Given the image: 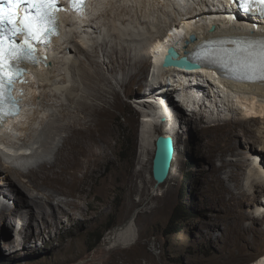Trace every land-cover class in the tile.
I'll list each match as a JSON object with an SVG mask.
<instances>
[{
    "label": "bare ground",
    "instance_id": "1",
    "mask_svg": "<svg viewBox=\"0 0 264 264\" xmlns=\"http://www.w3.org/2000/svg\"><path fill=\"white\" fill-rule=\"evenodd\" d=\"M91 7L89 20L66 19L65 32L55 40V50L51 51V65H41L35 79L27 83L30 93L25 119L15 125L12 132L6 128L0 131V200L6 201L0 207V227L4 211L15 213V222L8 224L13 227V232L9 231L13 234V240L8 243L11 251L33 247L25 243L22 236V240L16 238V234L20 237L34 224L40 229L36 240L47 228L60 224L64 216L73 219L81 213L85 220L92 218L81 200L91 183L89 177L95 176L104 163L114 160L109 153L112 145L109 115L115 103L121 101L120 92L109 74L117 68L123 69L125 75L117 81L128 87L131 80L143 77L149 60L154 57L150 75L161 80L162 86L155 89L163 90L149 89L151 97L145 96L149 101H141L152 109H144L134 173H126L122 180L131 193L135 178H141L142 186L147 188L145 153L158 126L164 128L162 134L175 137L178 151L179 137L175 129L179 121L170 113V103L180 109V128L183 123H190L182 113L183 106L175 99L174 94L179 89L190 92L184 95L183 105L205 104V107H214L212 113L215 110L219 114L231 113L229 117L216 119L215 127L223 132L222 163L212 166L206 189L216 210L209 235H216L223 245L215 248L217 254L212 262L264 264V254L258 259L243 257L256 240L262 242L264 238V226L260 227L261 219L264 220V126L254 127L255 123L264 124V87L233 81L202 68L198 73H188L185 72L188 70L162 64L171 46L184 55V50L192 52L213 36L242 37L251 32L261 35L264 34V20L255 23L252 19L238 18L227 22L223 28L221 17L227 15L224 0H185V4L176 0H94ZM213 24L217 25L214 31ZM107 25L110 28H106ZM192 34L198 39L192 41ZM149 41L153 43L149 45ZM187 41L191 43L184 49ZM81 53L88 60L81 58ZM104 55L109 58L110 65L115 66L118 61L120 65L104 69L99 60ZM158 92L161 96H152ZM156 97L161 102L152 101ZM201 111L191 115L201 117L204 114ZM164 116L167 119L162 121ZM15 131L19 132L17 139L13 136ZM234 139L240 142L237 151L230 146ZM210 160L214 163L212 157ZM117 165L113 173L123 169V164ZM174 171L173 165L168 180L172 179ZM106 173L105 170L99 175L107 178ZM99 181L98 177L93 181L92 192ZM156 189L159 190V186ZM253 203L255 210L247 211L246 207ZM136 216L134 214L126 224L110 232L106 241L114 246L137 242ZM222 226L224 229L219 235L217 231Z\"/></svg>",
    "mask_w": 264,
    "mask_h": 264
},
{
    "label": "rangeland",
    "instance_id": "2",
    "mask_svg": "<svg viewBox=\"0 0 264 264\" xmlns=\"http://www.w3.org/2000/svg\"><path fill=\"white\" fill-rule=\"evenodd\" d=\"M132 13L134 14L135 11ZM177 16L180 17L179 14H174V17L177 18ZM168 18L171 17L168 16ZM169 19L167 20L169 21ZM179 19L181 20V18ZM225 25L222 23L223 28ZM227 25L229 26V24ZM139 26L147 31L143 26ZM213 27L215 29L217 25ZM106 28H110V25H107ZM95 36L98 37V34ZM152 43L153 41L148 42L149 45ZM80 56L84 60H88L84 53H81ZM100 58V64L104 66V69L120 65L119 61L117 64L115 63V66L113 63L110 65V60L105 55ZM153 61L154 57L152 61L149 60L143 71V77L131 80L128 87H123L117 81L118 78L125 75L123 69L117 68L115 72L109 74L120 92L121 103H115L109 115L112 125V145L109 148V153L114 160L104 163L95 176L89 177L91 183L87 186V191L83 193L84 197L81 200L83 207L92 218L85 220L81 213H78L73 219L64 216L60 224H56L53 228H47L44 235L36 240L34 238L40 229L37 224H34L27 233L23 234L24 236L20 235L19 237L15 233L16 238L22 240V236L25 243L31 244L33 247L26 251L12 252L8 243L13 240V234L9 233V231L13 232V227L11 225L9 227L8 224L15 222L13 220L15 213L4 211L5 216L0 227V264H213L212 258H215L217 254L215 248L223 245L221 239L219 240L216 235H209L211 232L209 225L215 219L216 210L211 202V194L206 189L212 166H219L222 163L220 155L223 152V139L221 138L223 132L215 127L216 119L229 117L231 113L219 114L218 110L212 113L214 107H205V104L194 107L191 112L185 106L191 107L192 105L186 103L184 110L182 107V113L190 120V123H183L180 128L181 119L179 120L178 116L180 109L170 103L174 119L179 121L175 129L179 137V148L177 160L173 164L175 171L172 179L160 185L159 190L156 189L152 163L156 138L164 131L163 127L158 126L154 138H152L153 141L151 140V145L145 153L147 166L144 174L148 181L147 188L142 186L141 178L140 180L135 178L133 186H131L133 190L131 193L130 188L122 180L127 174L133 175L137 164L141 139L140 128L142 119H144V109L147 108L141 101H149L145 97L146 95L151 97L149 89L158 88V86L148 83ZM157 83L161 84V80H157ZM147 86L149 93L146 92ZM180 91L183 95L190 93L187 92V89H179L176 93ZM159 92L152 96H161ZM202 96L203 94L200 97ZM208 102L209 99H206V103ZM208 104L210 105V103ZM180 105L182 106V103ZM147 109L151 110L152 108ZM200 110L204 113L201 117L190 115ZM261 126L264 124L255 123L254 125V127ZM230 146H233L237 151L240 142L234 139L230 142ZM247 153L243 155L248 158L249 154L247 155ZM211 157L214 159V163L211 162ZM118 163L123 164V169L121 172L113 173L114 167L118 166ZM105 170L107 178H104V175L100 176ZM247 173L244 175V181L247 180ZM97 177L100 181L94 188L95 191L92 192L93 181ZM263 193L262 198L264 199ZM68 198L76 199V197ZM5 202L4 199L0 200V207ZM255 206L253 203L247 206L246 210L253 211ZM11 207L13 208V206ZM134 214L137 215L135 225L139 234L137 242H126L114 246L111 242L106 241L110 232L112 233L116 228L126 224ZM174 215L183 218L181 231L178 233H173L174 228L168 226ZM261 221L260 227L264 226V220L261 219ZM223 229L222 226V229H219L217 233L222 235ZM261 241L256 240L253 247L244 252L243 257L249 258V260L261 257L264 254V238Z\"/></svg>",
    "mask_w": 264,
    "mask_h": 264
},
{
    "label": "snow or ice",
    "instance_id": "3",
    "mask_svg": "<svg viewBox=\"0 0 264 264\" xmlns=\"http://www.w3.org/2000/svg\"><path fill=\"white\" fill-rule=\"evenodd\" d=\"M83 4L84 0H72L73 10H81ZM254 6L264 15V0L242 4L245 11ZM61 11L57 0H0V126L7 117L18 115L13 85L25 83L26 65L41 59L36 45L49 43L50 36L58 32ZM195 56L203 65L219 68L226 78L264 87V34L218 37L202 44Z\"/></svg>",
    "mask_w": 264,
    "mask_h": 264
},
{
    "label": "water",
    "instance_id": "4",
    "mask_svg": "<svg viewBox=\"0 0 264 264\" xmlns=\"http://www.w3.org/2000/svg\"><path fill=\"white\" fill-rule=\"evenodd\" d=\"M212 29H214V27ZM192 38H194V35ZM170 50H174L171 57L169 56ZM163 65L165 67H178L186 70H195L199 68V65L191 63L185 57H181L178 49L174 46H171L168 49V55ZM165 120L166 118L162 117V121ZM176 151V141L174 136L161 134L156 138L152 169L156 186L164 184L170 177L176 157Z\"/></svg>",
    "mask_w": 264,
    "mask_h": 264
},
{
    "label": "trees",
    "instance_id": "5",
    "mask_svg": "<svg viewBox=\"0 0 264 264\" xmlns=\"http://www.w3.org/2000/svg\"><path fill=\"white\" fill-rule=\"evenodd\" d=\"M183 210H185V209H183ZM187 212H188V210H187ZM182 220H183V218H181L180 216H177V215H174L172 217L168 226L174 228L172 231L173 233H178L181 231V225L183 223ZM111 226H113V225H111Z\"/></svg>",
    "mask_w": 264,
    "mask_h": 264
}]
</instances>
